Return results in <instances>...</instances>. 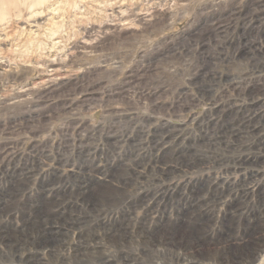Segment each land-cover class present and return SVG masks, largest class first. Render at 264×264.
I'll list each match as a JSON object with an SVG mask.
<instances>
[{
	"label": "rangeland",
	"instance_id": "rangeland-1",
	"mask_svg": "<svg viewBox=\"0 0 264 264\" xmlns=\"http://www.w3.org/2000/svg\"><path fill=\"white\" fill-rule=\"evenodd\" d=\"M151 7L157 11L155 18L158 21L155 19L152 27L137 25L138 21H135L136 29L132 31L99 32L101 27H106L111 20L118 18V11L124 10L127 19H136L135 12L146 13ZM252 14L255 12L249 0H0V68L5 66L0 69V101L2 103L13 95L18 101L11 108L0 106V169L10 171L16 166L23 170L35 167L33 177L22 183L21 190L26 189L20 192L22 208L7 215L5 222H14L22 227V221L30 219L37 220L38 226L47 224L45 227L49 228L51 225L48 223H56L50 218V211L55 206L51 204L52 199L47 198L50 203L36 205L44 200L40 186L59 155L64 153V159L77 168L84 161L89 163V160L83 161L84 158L78 156L79 143L85 144V151L98 145L100 148L105 143V134L109 132L116 136L129 135L131 139L141 134L140 123L130 127L106 112L109 87L124 82L131 70H143L139 74L142 84L159 87L155 98L162 104L159 103L157 108H148V102L141 101L138 94L134 93L133 99H126L119 104L110 103L109 106L113 105L119 110L126 108L124 113L139 122L150 119L155 128L168 124L171 130L180 129L186 132L189 141L197 142L196 151H202L200 154L206 155L208 159L217 160V163L197 169H183L180 173L175 172L169 178L155 182L154 172L150 171V167L145 168L144 174L126 189V193L132 195L131 199L149 193L154 201L149 208L131 211L130 233L117 244L80 242L79 227L84 229L89 238H102L103 234L98 229L77 227V223L72 226L63 221L62 224H52L58 229L57 234L55 231L56 242H41L30 233L27 243L19 241L21 248L0 246V264H264V234H250L251 224L257 220L264 223V96H258L255 110L259 119L256 130L235 142L231 140L237 146L235 150L227 149L226 143L217 138L219 132L225 130L224 127H244L248 121L245 119L251 116L253 110L246 112L243 108L250 102L231 90L233 96L230 98L233 103L236 100L238 102L227 109L222 106L223 103L217 107L215 101L211 100L212 95H217L218 80L223 79L225 84V79L236 78L243 69L264 70V17L260 23H253ZM215 21L218 24L223 21L226 31L222 33ZM90 29L92 34L89 33ZM85 40L89 45L84 46L82 42ZM78 49L83 52L80 54V63H74L77 55L71 62L70 54L77 53ZM153 58H157L153 63L154 69L146 72ZM52 61L62 62L66 69L53 72L49 68V62ZM52 74L67 77L68 87L58 94H47L41 98L43 91L40 88ZM257 74L264 76V71ZM192 79H195V86L188 85ZM259 80L257 94L264 93V77ZM95 84H98L95 92L87 94ZM183 86L190 87L189 94L194 101L186 111L175 112L167 106L177 100L173 95L175 92L178 94ZM25 88L30 90L31 95L22 97ZM86 98L92 100L85 103L83 101ZM222 110L224 117L220 115ZM30 114L33 119L27 123ZM209 117H213L214 121L207 120ZM12 123L14 132L7 133ZM155 128L150 126L149 129ZM82 129L84 131L80 135L79 130ZM201 136H205L208 141L199 142ZM138 141L141 142L139 137L136 138V144ZM130 149L134 155H139L135 148L133 150L127 145H123L117 155L105 153L107 150L104 148L98 152L104 155L97 157V154L95 163L107 169ZM151 152L149 149V154ZM238 156L239 161L244 159L245 162L236 169L228 170L232 160ZM72 166L61 168V173L53 180L58 190L63 189V186L65 189L70 188L71 184H68L71 180L67 176ZM159 167L156 166L155 170ZM4 183L5 178L0 175V188L4 187ZM228 188L235 192L219 195V192H225ZM249 190L253 192L249 202H242L238 212L227 210L234 193ZM195 192H198L201 197L199 200L203 203L216 198L207 210L202 209L193 215L195 217H190V223L194 221L188 224H196V227L201 225V230H197L194 235L207 236L210 240L196 245L193 239L186 237L180 241L174 253L167 249L162 240L148 243L142 237L141 223L152 227L160 224L171 227L178 222L179 225H187L189 221L183 218L182 210L189 207ZM56 200L60 206L53 210L59 212L53 213L59 215L65 209L68 216L67 211L75 202L74 194L69 193L64 199ZM114 204L106 208L108 214L105 217L91 216L88 218L89 223L97 225L110 220L127 205ZM219 238L222 241L217 244ZM230 241L234 243L231 246ZM247 247L251 252L245 250Z\"/></svg>",
	"mask_w": 264,
	"mask_h": 264
},
{
	"label": "bare ground",
	"instance_id": "bare-ground-1",
	"mask_svg": "<svg viewBox=\"0 0 264 264\" xmlns=\"http://www.w3.org/2000/svg\"><path fill=\"white\" fill-rule=\"evenodd\" d=\"M249 5H250L251 9L255 12V14H252L253 17L251 16V19L254 20L253 23H260V19L262 17H264V0H249ZM123 11L122 12L118 11V13H116V14H118V16H116V17H118V18L111 20V22L109 24L105 25L106 27H104V28L101 27V31H99V32L100 33H103V32L106 33L107 31L112 32V30H114V31H116V30L132 31V30L136 29L135 28L136 27L135 21H138L137 25H140V24L144 25V26H150L151 25V27H152V24L154 23V21L156 19L155 15L157 12L156 9L151 7V9L147 10L146 13L135 12L134 16L136 17V19L135 18L131 19L130 17H128V19H127L128 15L125 14ZM232 14H233V12H232ZM36 16H39V15L37 14ZM156 21H157V19H156ZM263 22H264V20H263ZM157 23H158V21H157ZM216 23L218 24V22H216ZM41 24H42V22H41ZM218 27L222 33L226 31V27L223 25V21H219ZM89 33L92 34L91 29H90ZM95 39H93V40H95ZM86 41L87 40H85V42H82L84 44V46L86 44H88V42H86ZM91 42H94V41L91 40ZM76 52L77 53H75V52H73L71 54L69 53L70 56H72L71 62H73L74 58L76 59L75 55H77V59L74 61V63H80V58H81L80 54H83V52H82V50L79 51V49ZM156 59L157 58L151 59V61L149 62V67H148V69H146V72H151L154 69L153 63H154V60H156ZM53 61L49 62V68H51L53 70V72L66 69V65H63L62 62L60 63V62H53ZM60 61H62V60H60ZM4 67H2V68H4ZM2 68H0V69H2ZM7 71L9 72L10 69H8ZM142 71L143 70H131V74L127 77V79L124 82L119 83L120 85H117L116 87H113V88L109 87V90L107 91L108 92L107 93V99L105 101L107 106H108V109L106 112L112 114V116L115 118V120H117L118 122L120 121L121 124L133 127V126L140 123L139 133H141V134L140 135L137 134L135 136V139H131V137L129 135H128V137H123V135L116 136L115 133L111 134L112 132H109V134H105L106 136L104 135L105 136L104 137L105 143L100 148L98 145V147H96V148L93 147V148L87 149L85 151H83L85 144L84 143L80 144L78 142L79 143L78 144L79 145V151L77 150L78 154H79L78 156L80 158L81 157L84 158L83 161L89 160V163H85V161H84V162L80 163V166L75 168L74 166H72L70 164L69 160L64 159V157H63L64 153L63 154L61 153L59 155V158H58L57 162L55 163V165L51 167L49 174L43 178L42 184L40 186V191H41V194H42L44 200L42 202H39L38 205H36V206L44 205L45 203H50V202H47V198H50V200L52 199L51 204L55 205L54 206L55 209L56 208L58 209L60 204H58L59 202L56 200V198L57 199H60V198L64 199L67 196V194L71 193V194H74V196H75V202L70 209L67 208L68 209V211H67L68 216L65 214V212H66L65 209H63L59 215H55L53 212L57 213L59 211H55V210H53L54 208H52V210L50 211V213L52 212V214L50 215V218L53 219L54 221H56V223H48V225H51L49 228L45 227L47 224L46 225L41 224L38 226L37 225L38 222H36L37 220L36 221L31 220L30 221V219L23 220L22 221V223H23L22 227L16 225L14 222H5L4 219L7 215H9L13 212L14 213L18 212L19 208H22V204L20 203L21 202L20 192H23L26 190L24 188L21 190L22 183L27 182L28 179L33 177V174L35 172V167L34 168L33 167L26 168L25 170H23V169L16 168L17 167L16 166L13 170H10V171H5L4 169H0V175H3L5 178V183L3 185L4 187L0 188V246L21 248V247H19V241H21L23 243H27L28 242L27 239L31 236V235L29 236L30 233L32 235H36V238H38L41 242L42 241H46L45 243L56 242V240H57L56 234H57L58 229L56 226L53 227L52 224H55V225L62 224L63 221H65L64 222L65 224L68 223L69 225H72V226H75L77 223V227L78 226H84V227L89 228V229H98L101 231V234H103L102 238L97 237V236H93L92 238H89L88 235L86 234V232L84 231V229L79 227V236H80L79 240H80V242L96 241L98 244H109V245H114L115 243L117 244L119 241L122 240V238L128 237V234L130 233V231H129V216H130L131 211H133L137 208H142V209L149 208L150 205L152 204V202L154 201V197H151L150 195H148L149 193L143 194L142 196L138 195V196H136V198H133V199H131V196H132L131 194L129 195L126 193V189L129 186L134 185L135 182L137 181V179L140 178V175L144 174L143 170L145 168L150 167V171L154 172L153 181L155 182L156 180L160 181L161 179L166 178V177L169 178L171 175L175 174V172L180 173L183 169L193 170V169H197L200 167H204L208 164L217 163V160L213 161V160H211L212 158L208 159L209 157H207L206 155L200 154L202 151L200 153L198 151H196L195 148L198 147L197 142L192 143L191 141H189V139L186 137V134H185L186 132L184 133L180 129L179 130L178 129H172L171 130L170 127H168V124H164V126L160 127V128H155L156 126H153L154 123H152L150 119H147L146 121H143V122H139L136 119H134L133 117H129L131 115L124 113V112H126V111H124L126 108L124 110L123 109L119 110L117 107H115L113 105H112V107L109 106L110 103L113 104V103L117 102L119 104V103H122L123 101H125L126 99H129V100L133 99L134 93L138 94V98L141 101L145 100L146 102H148V104H149L148 108H151V107L157 108L158 106H160L159 105L160 102H157L156 101L157 98H155V96L157 94L156 92L158 91L159 87L158 86H152V85L147 86V85L142 84L141 83L142 77L139 76V74ZM263 71L264 70L257 71V70H252V69L251 70H249V69L244 70L243 69L241 71V73H239V74L237 73L238 76H236V78H234L232 80L231 79L230 80L225 79V82H226L225 84L223 82V79H221L220 81L218 80L219 89L217 91V95L211 96V100L215 101V106L218 107L219 104L223 103L222 106L227 109V107H229V105L232 106V105H234V103H237L238 102L237 100L233 103V99L230 98L231 96H233L230 93V90H231V92L237 93V95L239 97H243V98L245 97L250 102L243 108V109H246L245 110L246 112H248V111L251 112L253 110L251 116L247 115L248 117L245 120L248 119V121L246 122V124H244V127L243 126H241L242 128H235V127L226 128V127H224L225 130L222 131L221 133L219 132V136L216 135V136H218L217 140L224 141L226 143L227 149L235 150V148L237 146L234 143H231V140H233L235 142V140L240 139L244 135L253 134V131L256 130V128H257V124H258L257 122L259 119L258 118L259 114L257 113V111L255 109H256L258 102H259L258 96H264V93H262V92L257 94L258 88L260 86L259 85L260 83H258V81H260L259 78L264 77L263 75L259 76L257 73L261 74ZM196 74H197V72H196ZM194 80L195 79L190 80L188 85L195 86L196 83L194 82ZM68 82H67V77H65V78L64 77H56L55 74L50 75V78L46 79V81H44L43 88H40L43 91V93L41 92V94H42L41 98L43 95L47 96V94L48 95H53V94L55 95V94L60 93L62 90H64L65 88L68 87ZM146 83H147V81H146ZM73 84H74V82H73ZM263 84H261V85H263ZM76 85H77V83H76ZM97 87H98V84L91 86L89 88V90L87 91V94H93ZM189 88H190L189 86H183L179 90L178 94H176V92H175L173 97L177 98V100L175 102H172L171 106H167V107L169 109L175 111V112H181L184 110L186 111V109L189 108V106L194 101L189 94ZM263 89H264V87H263ZM29 93H30V90L26 89V90L22 91L21 96L27 97L29 95ZM130 94H132L131 97H129ZM13 96H15V95H13ZM13 96H11L9 98L7 97L5 99V101H3L2 103L0 101V106H4L7 108L14 107L18 101ZM18 96H16V97H18ZM91 100L92 99L86 98L83 102L87 103ZM141 101H140V103H141ZM38 103H40V102H38ZM160 104H162V103H160ZM226 104H228V105L225 106ZM114 105H116V104H114ZM123 106H124V104H123ZM119 107H121V105ZM247 109H249V110H247ZM224 111H225V109H224ZM215 113H216V111H215ZM244 113L245 112H243V114ZM217 114L218 113H216V115ZM34 115H36V114H34ZM220 115H223V117L225 116L223 113V110H222V114H220ZM28 117H30V118H29L27 123H29L33 119L32 114H30ZM28 117H27V119H28ZM207 120L212 122V121H214V118L209 117ZM219 121L220 120H218L217 123H219ZM111 124H112V121H111ZM12 125L14 126V124L12 123L11 126L9 127V130L7 133H13L14 132V128L12 130ZM118 126H120V125H118ZM150 126H152L155 129H153V130L149 129ZM198 127H199V125H198ZM208 128L209 127H207L206 129H208ZM109 130H110V127H109ZM83 131H84L83 129L79 130L80 135H81V132H83ZM208 136H209V134H208ZM137 137L140 138L141 142L139 143V141H138V143L136 144L135 141H136ZM91 138H92V135H91V137H89V139H91ZM143 138L144 139L146 138V140L144 141ZM225 139H228V140H225ZM137 140H139V139H137ZM198 141L204 143V142H207L208 140L205 136H203V137L201 136V138ZM89 142H91V141H89ZM123 145H127V146L131 147L132 149L135 148V150H137V152H139V155H134L133 154L134 151H132L130 149L131 151L126 152L123 156L120 155L119 159L116 161V163L114 165L109 166L107 169H104L95 163V159H96L95 156L97 154H98L97 157H101L104 155L101 152L98 153L100 150H103L105 148L107 150V152H105V153H107V154L115 153L114 155H117L119 153L118 152L119 149L122 148ZM89 146H90V144H89ZM243 147L248 148V146H243ZM243 147H241V148H243ZM149 149L152 150L151 154H149ZM124 150H126V149L124 148ZM201 150H205V149H201ZM209 150L211 151V149H209ZM140 152L142 153V155H140ZM29 156H31V155H29ZM64 156H66V155H64ZM226 157H224V158H226ZM39 158L40 157H38V159ZM239 158H240V156H238L236 159L232 160L233 163H231L232 165L230 166V168L228 170L236 169V168L240 167L245 162L244 159L242 161H239L238 160ZM218 160L222 162V160H220V159H218ZM211 161H213V162L211 163ZM9 162H10V160H9ZM223 162H224V160H223ZM39 163H41V162H39ZM27 165H29V164H27ZM158 165H160V167L157 170H155V167ZM55 166H57V167H55ZM71 166L73 168H72V170L70 169L71 171H69V175L67 176L68 179L71 180V182L68 184V185L71 184L70 188L65 189V186H63V189L58 190L57 186L54 185L53 180H55V177L59 176V174L62 171L61 168H69V167L71 168ZM146 179H147V177H146ZM232 192H235V191L233 189L230 190V188H228L225 192H223V191L219 192V195L230 194ZM226 196H228V195H226ZM252 196H253V192L250 190L245 191V192H241L239 194L234 193L232 203H230L227 206V210L232 211V212H238L240 207H241L240 205L242 204V202H245V203L249 202V200H251ZM200 198L201 197L198 196V192H195L194 198L190 202L189 207L182 210V212L184 214L183 218H185L187 221L190 220V217H195L193 215H195L198 211H200L202 209L207 210L208 207H210L211 203H215L214 201L216 200V198L214 197L213 198L214 200L212 199L213 201L211 200L208 203H203L202 201L199 200ZM159 200H161V199H159ZM156 202H159V201H156ZM114 203H127V205H126V208L124 210H122L120 213H118L114 218H111L110 220L103 221L101 223H98L97 225L89 223L88 218L91 216L98 217V218H101L103 216L105 217L108 214V211L106 208L107 207L110 208L111 206L115 205ZM13 205H15V207H13ZM33 206H35V204H33ZM263 207H264V205H263ZM41 210H43V209H41ZM82 213H84V214L86 213L87 215L83 216ZM262 214H264V213L262 212ZM33 215H34V213H33ZM62 215H64V216H62ZM40 216H43V215H40ZM87 221L89 224L87 223ZM193 221H194V219L191 221V223L189 221L187 223V225H183V224L179 225L180 222H178L177 223L178 225L175 224V225H172L171 227L170 226H164L162 224H160L158 227L157 226L152 227V226H148L146 223H141L140 224V229L142 231L141 235L143 238L147 239L148 243H153L154 241L162 240L164 242V245L167 247V249L170 252L176 253L175 250L179 247L180 241H182L186 237L193 239V242L196 245H201L200 242L208 241L207 239H209V238L207 236L198 235V234L194 235V233L197 232V230H201V225H198L196 227V224L194 223L195 225H191V226H193V228H194L193 229L191 226L188 225V224H192ZM55 231H56V234H55ZM256 233L264 234V223H262L260 220H257V222L255 221L254 224H251L250 234L252 236H254ZM187 235H189V236H187ZM47 240H49V241L47 242ZM223 240L226 243L228 242L227 239H223ZM221 241H222V238H219L218 240H216V243L219 244ZM233 244L234 243H232L230 241V246ZM33 245H35V244L33 243ZM202 246H204V245H202ZM245 250H248L251 252L249 247H247ZM246 254H249V253L246 252ZM263 262H264V260H263Z\"/></svg>",
	"mask_w": 264,
	"mask_h": 264
}]
</instances>
